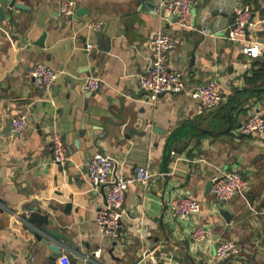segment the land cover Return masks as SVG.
<instances>
[{"label": "crops", "instance_id": "0c3cea01", "mask_svg": "<svg viewBox=\"0 0 264 264\" xmlns=\"http://www.w3.org/2000/svg\"><path fill=\"white\" fill-rule=\"evenodd\" d=\"M9 1L16 7L5 5L0 22V264L47 263L51 251L22 217L38 202L75 243L64 242L56 264H264V136L239 130L252 112L264 115V55L248 57L243 42L224 37L235 9L248 5L254 19L248 38L264 43V0H193L192 29L157 11L161 0H74L70 17L60 15L61 0ZM92 22L101 28H89ZM159 28L176 41L168 66L182 72L186 90L150 102L138 75ZM36 62L58 71L51 97L27 76ZM90 74L101 86L85 92ZM210 79L219 82L223 102L204 110L187 91ZM20 115L27 123L13 133L10 122ZM106 126L98 145L113 159L111 178L115 171L131 176L139 165L154 173L147 187L129 185L116 239L98 229L104 191L92 189L87 174L89 159L99 153L91 139ZM131 129L146 134L124 137ZM55 132L63 137L65 165L52 161ZM234 169L248 180V196L219 203L208 185ZM174 194L198 200L201 211L185 221L172 218L166 202ZM205 225L214 237L200 245L191 230ZM227 238L241 252L218 260L214 239Z\"/></svg>", "mask_w": 264, "mask_h": 264}, {"label": "built area", "instance_id": "2783aa9c", "mask_svg": "<svg viewBox=\"0 0 264 264\" xmlns=\"http://www.w3.org/2000/svg\"><path fill=\"white\" fill-rule=\"evenodd\" d=\"M193 0H161L157 5V11H164L176 17L175 23L182 28H194L192 15ZM77 5L74 0H61L59 13L63 17H70L76 13ZM89 28L98 30L100 22L87 24ZM254 26L252 10L248 5L235 9L232 22L226 27L224 37L231 42H243V52L248 57L256 58L264 55V43L257 39L248 38V31ZM150 56L146 67L138 75V84L144 91L150 102H155L164 93H179L186 90L182 72L169 68L168 52L176 46L173 36L163 28H159L149 39ZM92 45L88 44L87 49ZM27 76L44 94L51 97L52 89L58 77V71L44 62H36L27 72ZM101 86V79L94 74L86 77L82 89L85 92L97 91ZM197 100L204 110H212L223 102L222 88L215 79L204 81L187 91ZM54 104L53 99L49 98ZM27 117L20 115L13 118L10 128L13 133H19L26 125ZM239 130L244 134L264 136V115L260 112H252L240 124ZM67 153L63 137L58 132L52 135V161L58 165H65ZM113 172V159L107 155L97 153L87 163V174L90 186L98 190L104 186V202L97 209L95 221L99 231L110 239L120 236L122 228V216L124 214L123 203L126 192L131 183H138L147 187L154 173L148 165H139L131 176L116 172V177L111 178ZM249 187L248 180L236 169L227 170L213 179L211 192L219 203H227L236 195H241ZM166 207L172 218L185 221L192 215L201 211V203L188 195L174 194L167 202ZM264 231V221L262 224ZM191 237L197 244H204L213 239L214 234L210 226H197L191 230ZM215 257L223 260L231 256H237L241 252L240 244L233 238L214 239ZM99 252V251H97Z\"/></svg>", "mask_w": 264, "mask_h": 264}, {"label": "water", "instance_id": "95a60500", "mask_svg": "<svg viewBox=\"0 0 264 264\" xmlns=\"http://www.w3.org/2000/svg\"><path fill=\"white\" fill-rule=\"evenodd\" d=\"M0 2H1V5H0V22H1L4 20V11H5L4 6L8 5L9 7H14V6L16 7V5H15V1L10 2L9 0H0ZM150 6L154 7L155 5L150 4ZM77 14L79 15L80 12H77ZM104 131H105V134L103 136L96 134V135H93L91 139L92 146L96 147L98 152L102 155H105V152L98 145V140L108 135L109 132H108L107 126L104 127ZM136 132H138V134L145 135L146 129L142 131H136L135 129H131L129 133H123V135L124 137L129 138L130 134L136 133ZM84 134H85V130L81 129L79 131V135L83 136ZM176 136H177L176 134H172L167 138L166 155L169 153L172 140ZM116 172L117 171L114 172V177H116ZM212 184H213V181H210L208 186H212ZM103 191H104V186H103ZM244 195L248 196L246 193H244ZM40 205H41L40 202H38L37 204L30 203L29 206L23 211L22 217L24 221V228L29 229L31 234H33V237L37 241H41L43 244H46L48 249L51 251L50 255L48 256L46 264H56L57 260L63 255L61 247L62 245H65L64 242L70 245H74L75 243L68 235L64 233L63 229H61L63 228V225L58 221V219L54 218V220H52L50 213H48L47 211H43ZM221 214L227 220H229L227 211H221ZM70 264H73V262H71Z\"/></svg>", "mask_w": 264, "mask_h": 264}]
</instances>
